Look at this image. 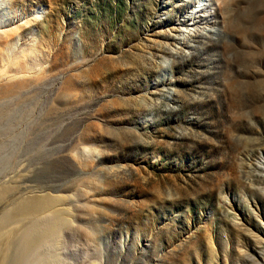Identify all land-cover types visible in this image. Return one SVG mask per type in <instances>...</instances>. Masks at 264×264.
Here are the masks:
<instances>
[{
	"label": "rangeland",
	"instance_id": "rangeland-1",
	"mask_svg": "<svg viewBox=\"0 0 264 264\" xmlns=\"http://www.w3.org/2000/svg\"><path fill=\"white\" fill-rule=\"evenodd\" d=\"M200 1L0 0L8 159L73 194L105 264H264V32L205 30Z\"/></svg>",
	"mask_w": 264,
	"mask_h": 264
},
{
	"label": "bare ground",
	"instance_id": "bare-ground-1",
	"mask_svg": "<svg viewBox=\"0 0 264 264\" xmlns=\"http://www.w3.org/2000/svg\"><path fill=\"white\" fill-rule=\"evenodd\" d=\"M204 1H208V5L205 4L204 9L197 7L198 16L194 18L199 19L205 30H208L207 21L211 19L227 35L250 38L264 32V0ZM240 6L249 8L246 21L237 14ZM182 39L185 48H193L195 39L205 48L211 45L208 43L210 36L196 29L190 30ZM232 56L235 62L243 63L247 59L237 52ZM16 78L17 75L11 78L1 73L0 94L14 97L25 92L20 91L24 90L21 84L9 82ZM235 89L241 93L240 87ZM9 121L7 115L0 112V264H105L91 252L90 239H80L77 235L80 227L72 207L73 194L34 192L28 184L33 176L26 171L25 161H16L12 167L8 159L11 158L8 156L11 149Z\"/></svg>",
	"mask_w": 264,
	"mask_h": 264
}]
</instances>
